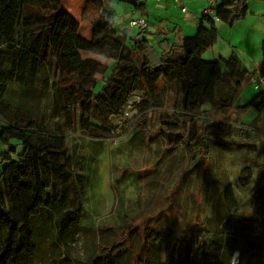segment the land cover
Returning a JSON list of instances; mask_svg holds the SVG:
<instances>
[{"label":"trees","instance_id":"16d2710c","mask_svg":"<svg viewBox=\"0 0 264 264\" xmlns=\"http://www.w3.org/2000/svg\"><path fill=\"white\" fill-rule=\"evenodd\" d=\"M116 1L137 11L145 7V0ZM85 2L98 12L111 10L112 0ZM61 7L62 0H0V161H5L0 171V264H32L37 258L45 264H264V160L258 159L261 153L264 159V40L256 69L263 85L242 105L235 100L250 74L238 56L202 58L217 40L216 22L232 26L244 18L247 0H217L215 18L202 13L193 34L178 44L164 39L159 50L136 39L148 27L143 15L146 27L131 37V46L117 29L112 10L110 21L100 15L91 21L96 45H87L76 39L77 23ZM99 41L107 48L109 65L81 55L79 48ZM55 42L70 47L54 49ZM97 74L102 83L95 91ZM165 88L173 91L170 111L160 104ZM136 94L142 96L135 105L139 111L149 102L161 107L160 135L191 159L207 157L212 144L227 151L235 148L234 137L241 141L249 155L237 187L245 195L253 193L248 201L241 199V191L234 195L244 213L226 215L220 226L166 228L164 236L160 228L148 227L134 249L119 247L124 241L119 227L97 221L83 225V185L73 177L77 151L69 145L74 136L70 130L89 132L97 140L110 138L111 120L123 115ZM207 106L216 107L225 119L212 121ZM233 108L247 122L227 116ZM57 115L68 131L64 135L60 123L48 124ZM11 139L21 144L17 158ZM81 232L87 238L77 258L71 250Z\"/></svg>","mask_w":264,"mask_h":264},{"label":"rangeland","instance_id":"374dc122","mask_svg":"<svg viewBox=\"0 0 264 264\" xmlns=\"http://www.w3.org/2000/svg\"><path fill=\"white\" fill-rule=\"evenodd\" d=\"M174 4L179 5L180 2L175 1ZM208 6V0H191L190 5H186L190 15L186 18L192 21L191 14L194 10L200 15ZM247 7L246 17L236 20L232 26L221 21L217 23V26L222 25L224 29L218 31L214 45L206 48L202 53L204 60H219L235 53L249 71L250 80L247 79L242 85L235 100L236 105L247 103L261 87L258 84L259 76L255 80L254 74H256V61L262 58L261 45L264 33L262 34L261 28L264 26V2L247 0ZM61 8L77 23L75 25L76 39L87 45H96L91 40V21L99 15L100 11L86 4L85 0H62ZM111 10L120 33L123 32V27L130 26L131 19L138 16L137 11L129 14L130 5L116 0H112ZM176 12L181 17L184 16L179 10ZM150 22L155 21L151 18ZM168 23L173 25L174 21L169 18ZM149 28L153 32L152 27ZM137 30L136 27H132L135 35ZM61 35L68 37V34L61 33ZM125 42L126 45L131 46L130 40L125 39ZM55 43L54 49L70 47L62 42ZM71 47L78 46L74 44ZM158 47L160 48V45ZM79 49L82 56L98 58L102 63L103 61L106 63L108 59L107 48L100 41L95 47ZM101 78V74H97L98 82L94 88L95 91L100 88ZM163 96L161 106L171 108L173 91L165 88ZM139 101L140 99L136 98V102ZM141 102L142 100L139 103ZM158 107L160 106L149 102L146 109L142 111L137 109L136 112L130 111L123 114V117H113L110 122L114 132L111 142L92 138L89 132L70 130L74 136L69 140V145L72 148L75 147L77 151L74 161L72 158L73 177L75 180H81L83 185L82 223L90 226L97 221L100 225L119 227L121 234L124 235L121 237L124 241L119 247L126 245L128 248H139L138 244L143 243L145 228L148 227L160 228L164 236L166 228L184 230L195 223L196 225L212 223L220 226L221 219L226 215L243 212L237 206L234 196L241 191L240 187H237L238 180L241 179L240 169L245 165L248 157L246 153L249 155V151L245 152L240 147L241 141L234 137L235 148L227 149V151L218 144H212L207 157L200 155L191 159L189 152H185L179 146L172 147L174 145L171 146L172 143L170 144L160 135L157 129L161 120L159 110L156 109ZM206 111L212 121L225 119L216 107L207 106ZM70 114L73 117L72 120L76 122L75 112ZM227 116L240 119L239 124H242L241 122L245 119L243 113H239L235 108L231 109ZM57 123H60V131H57L61 134L67 130L64 125L62 126V118L58 115L55 119L48 120L50 127H54ZM132 127L137 128L136 133L128 136ZM10 144L16 147L15 153L12 154L17 158L21 152V144L15 139H11ZM262 156L261 153L258 157L261 161L264 160L261 159ZM4 164L5 161H0V171ZM260 175V180L263 181L264 173ZM254 181L255 186L261 185L257 179ZM241 193H243L241 198L243 201H248L249 197L253 196V193L249 195H245L244 191ZM86 238L83 232L75 237L74 247L70 249L71 255L81 258ZM142 248L143 246H141V254ZM164 255L165 253L162 258ZM236 255V253L233 254L232 261L236 260ZM32 264L45 263L37 258Z\"/></svg>","mask_w":264,"mask_h":264},{"label":"crops","instance_id":"0c3cea01","mask_svg":"<svg viewBox=\"0 0 264 264\" xmlns=\"http://www.w3.org/2000/svg\"><path fill=\"white\" fill-rule=\"evenodd\" d=\"M175 1L180 2V4L175 5L174 4ZM190 3H191V0H183V1L182 0L181 1L180 0H145V7L143 10H140V11L139 10L138 11L133 10L132 7L130 6L129 14H131V12L135 13L137 11L138 15H141V16L143 15L147 20L148 27H147V29H145L144 33H142L138 36H136L137 33L135 35L134 32H132V26L131 25H130L131 27L130 26L123 27L124 39L130 40L131 37H135V36H136L137 40L138 39H145V40H147V42L150 45H152V47L157 46L156 50H159V47H158L159 42H161L164 39H167L168 41H170L172 43H177V44L180 43L184 36L191 35L196 31L197 26H198V22L200 20L201 14L198 15L195 10L191 14V16L193 18V19L191 18L192 21H189L190 18H186V16H190V15H188L189 11L183 12L181 10V8L184 5L188 6V5H190ZM176 10H179V12L184 14V16L181 17V15H178L179 13H177ZM168 13H171V14L168 15ZM151 18L154 19L155 22H150ZM169 18H170V20L172 19L174 21L173 25L168 23ZM218 22L219 21L216 22L217 30L218 31L223 30L224 26H222V25H221V27L217 26ZM169 25H172V26H169ZM149 27H152L153 32L151 31V28H149ZM261 29H262V34H263L264 33V26ZM137 32H138V30H137ZM153 33H154V36H152ZM230 34H232V33H230ZM172 35L174 36V38ZM81 55H82V52H81ZM82 57H89V56H82ZM262 58H263V52H262ZM262 58H261V60H262ZM96 59L99 60L98 58H96ZM261 60L256 61V69H257ZM103 64L109 65L110 60L107 59L106 63L103 61ZM254 75H256V76H254ZM254 75L253 76L256 80V78L259 76V74L256 71V74H254ZM248 79L250 80V77ZM261 79L262 78L259 76V81ZM251 80H253V79H251Z\"/></svg>","mask_w":264,"mask_h":264},{"label":"built area","instance_id":"2783aa9c","mask_svg":"<svg viewBox=\"0 0 264 264\" xmlns=\"http://www.w3.org/2000/svg\"><path fill=\"white\" fill-rule=\"evenodd\" d=\"M182 1H183V0H182ZM216 1H217V0H208L209 6H208L207 8H204V9L202 10V13L209 14V15H211L213 18H215V17H214V8H213V7H214V3H215ZM181 10H182L183 12H187V11H188L186 5H184V6L181 8ZM202 13H201V14H202ZM129 23H130V25H131L132 27H136L138 30L143 29V28L146 27V20H145V18H144L143 16H141V15H138L137 17H134L133 19L130 20ZM258 84H259V85H262V79L258 82ZM136 98H137V100H138V99H140V101L142 100V96H140L139 94L133 95V96L129 99V101L127 102V107H126V109L124 110V113H123V114H127V113H129L130 111H134V112L137 111V108L135 107V105L138 104L140 101H139V102H136ZM134 107H135V110H133ZM156 109H158L159 111H161V107H158V108H156ZM122 117H123V116H122ZM105 141H106V142H111V137H110V138H105Z\"/></svg>","mask_w":264,"mask_h":264},{"label":"water","instance_id":"95a60500","mask_svg":"<svg viewBox=\"0 0 264 264\" xmlns=\"http://www.w3.org/2000/svg\"><path fill=\"white\" fill-rule=\"evenodd\" d=\"M99 15L104 21H110L112 19V12L107 7H102Z\"/></svg>","mask_w":264,"mask_h":264}]
</instances>
